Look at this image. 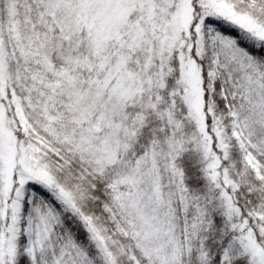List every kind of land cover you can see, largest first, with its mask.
Listing matches in <instances>:
<instances>
[{"label": "snow or ice", "instance_id": "1", "mask_svg": "<svg viewBox=\"0 0 264 264\" xmlns=\"http://www.w3.org/2000/svg\"><path fill=\"white\" fill-rule=\"evenodd\" d=\"M0 264H264V0H0Z\"/></svg>", "mask_w": 264, "mask_h": 264}]
</instances>
